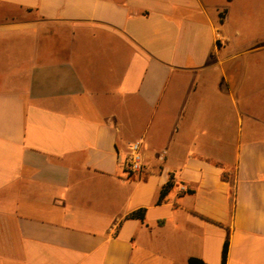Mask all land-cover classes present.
Returning a JSON list of instances; mask_svg holds the SVG:
<instances>
[{
    "label": "crops",
    "instance_id": "0c3cea01",
    "mask_svg": "<svg viewBox=\"0 0 264 264\" xmlns=\"http://www.w3.org/2000/svg\"><path fill=\"white\" fill-rule=\"evenodd\" d=\"M249 1L0 0V264H264Z\"/></svg>",
    "mask_w": 264,
    "mask_h": 264
},
{
    "label": "trees",
    "instance_id": "16d2710c",
    "mask_svg": "<svg viewBox=\"0 0 264 264\" xmlns=\"http://www.w3.org/2000/svg\"><path fill=\"white\" fill-rule=\"evenodd\" d=\"M223 12L224 10H222L221 12H219V20L222 21L223 19ZM222 178L224 180H228V176L226 173L222 174ZM172 187V182L170 180H168L160 189L159 191V197H158V202L164 197V195L167 193V191ZM145 207H139L136 208L132 211H130L126 217L128 218H136L139 219L141 221H144L145 219ZM204 219L212 221L209 218L204 217ZM217 223V222H216ZM227 250H228V236H225V239L223 241V245H222V251H221V263L220 264H225L226 262V257H227ZM187 264H209L208 262L204 261L203 259L196 257V256H189L187 258Z\"/></svg>",
    "mask_w": 264,
    "mask_h": 264
},
{
    "label": "rangeland",
    "instance_id": "374dc122",
    "mask_svg": "<svg viewBox=\"0 0 264 264\" xmlns=\"http://www.w3.org/2000/svg\"><path fill=\"white\" fill-rule=\"evenodd\" d=\"M250 3L247 4L246 13L248 14V20L245 22L246 26L248 27V32H255L259 26H261L263 17H264V0H251ZM247 39H253L251 37H241V40H247ZM255 53L250 52L246 53L242 56V59L244 63H248L249 67H252L251 65L253 62H255V59L253 56ZM251 69V68H250Z\"/></svg>",
    "mask_w": 264,
    "mask_h": 264
},
{
    "label": "built area",
    "instance_id": "2783aa9c",
    "mask_svg": "<svg viewBox=\"0 0 264 264\" xmlns=\"http://www.w3.org/2000/svg\"><path fill=\"white\" fill-rule=\"evenodd\" d=\"M220 37H218L219 39ZM166 155V150H162L158 154V159L162 160ZM143 168V155L140 148V142L133 141L128 145V155L126 161V169L133 172H140ZM181 190H185L184 186H181Z\"/></svg>",
    "mask_w": 264,
    "mask_h": 264
}]
</instances>
